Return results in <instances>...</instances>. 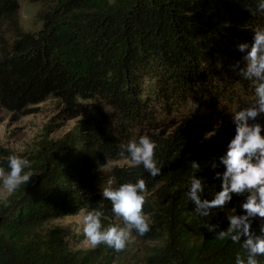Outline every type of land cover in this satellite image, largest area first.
Segmentation results:
<instances>
[{"label": "trees", "instance_id": "obj_1", "mask_svg": "<svg viewBox=\"0 0 264 264\" xmlns=\"http://www.w3.org/2000/svg\"><path fill=\"white\" fill-rule=\"evenodd\" d=\"M27 1L53 6L32 33L19 1L0 0V108L25 117L55 98L66 119H83L42 146L37 175L0 204V264H113L117 243L70 251L64 232L45 227L88 210L111 235V186L152 194V224L133 229L162 242L148 264H264L253 218L264 214V78L257 99L218 125L176 115L201 98L225 104L238 83L253 93L239 42L264 35V0ZM150 60L166 75L144 97L139 67ZM121 159L135 166L102 170ZM0 164L17 177L32 170L19 156Z\"/></svg>", "mask_w": 264, "mask_h": 264}, {"label": "rangeland", "instance_id": "obj_2", "mask_svg": "<svg viewBox=\"0 0 264 264\" xmlns=\"http://www.w3.org/2000/svg\"><path fill=\"white\" fill-rule=\"evenodd\" d=\"M20 4V22L24 31L36 33L43 27L41 15L53 4L41 2L32 3L27 0H18ZM114 2V0H110ZM241 45L240 67L250 77L253 93L245 94L244 85L238 83L237 92L219 105L215 98H201V102H189L176 110L178 116H191L210 125H218L227 117L234 114L236 104L243 101L257 99L260 94L259 79L264 78V35L259 42H239ZM261 63V65H257ZM217 66L220 63H216ZM163 63L159 60H150L139 67V82L143 96H154L159 88V82L166 75ZM35 114L17 117L0 108V149L5 156L1 161L11 160L19 156L32 170L23 176L17 177L3 170L0 164V204L7 201L15 193V188L22 181L37 175L39 161L35 156L43 145L57 142L64 138L83 119L68 120L62 113L63 105L55 98L37 106ZM264 114V107L258 110V115ZM173 115V113H172ZM171 115V116H172ZM161 119L168 117L166 109H161ZM135 163L127 159L111 162L102 170L115 167L128 169ZM114 199V210L107 219L114 225L111 235L100 232L101 225L94 212L83 210L76 216L63 217L48 222L47 229H59L66 234V246L70 251L90 250L100 245L117 243L119 249L113 264H148L147 258L155 249L162 246L161 241L143 240L135 236L133 229L137 226L152 224L151 218L144 210L145 202L152 201V194L141 193L125 194V192L111 186L103 196ZM151 197V198H150ZM253 218L264 224V214L253 215ZM219 219H217L218 221Z\"/></svg>", "mask_w": 264, "mask_h": 264}]
</instances>
